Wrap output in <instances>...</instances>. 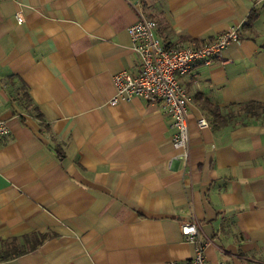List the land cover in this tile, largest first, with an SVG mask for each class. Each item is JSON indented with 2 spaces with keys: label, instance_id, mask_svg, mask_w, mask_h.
Returning <instances> with one entry per match:
<instances>
[{
  "label": "crops",
  "instance_id": "obj_1",
  "mask_svg": "<svg viewBox=\"0 0 264 264\" xmlns=\"http://www.w3.org/2000/svg\"><path fill=\"white\" fill-rule=\"evenodd\" d=\"M137 10L164 45L239 27L238 43L179 79L186 159L161 103H111L113 76L138 71ZM252 103L264 104V0L0 1V264L180 262L194 250L184 222L208 264H264V122L243 112Z\"/></svg>",
  "mask_w": 264,
  "mask_h": 264
},
{
  "label": "built area",
  "instance_id": "obj_2",
  "mask_svg": "<svg viewBox=\"0 0 264 264\" xmlns=\"http://www.w3.org/2000/svg\"><path fill=\"white\" fill-rule=\"evenodd\" d=\"M137 15L138 20L129 28V34L132 50L139 60L138 71H121L113 76L116 97L111 103H116L117 97H138L150 104L161 103L165 114L172 119V145L174 149H179L181 157L186 159L189 146L187 109L190 101L179 79L188 75L197 63L210 64L221 57L229 44L238 43L239 27L219 34L212 41H190L184 46H170L162 44L156 37V23L153 20L145 17L140 10H137ZM15 20L18 24L25 22L22 11L15 13ZM198 124L200 128L206 126L203 119L199 120ZM8 133L5 121L0 119V144ZM180 232L186 242L194 245L193 255L187 260L172 261L169 264H208L203 255L204 245L197 240L196 223H182Z\"/></svg>",
  "mask_w": 264,
  "mask_h": 264
},
{
  "label": "trees",
  "instance_id": "obj_3",
  "mask_svg": "<svg viewBox=\"0 0 264 264\" xmlns=\"http://www.w3.org/2000/svg\"><path fill=\"white\" fill-rule=\"evenodd\" d=\"M254 16L251 15L248 19L251 20ZM243 108V112L246 115L252 116V117H260L262 122H264V104H246ZM206 110L209 111V114H211L213 117H217V108L216 107H206ZM34 237V241L32 242V244L28 245V247L26 249L22 248L21 251H19V253L16 254H23L27 251L33 250L35 249L45 238L46 235H38V236H33ZM24 241H26V239H24Z\"/></svg>",
  "mask_w": 264,
  "mask_h": 264
}]
</instances>
